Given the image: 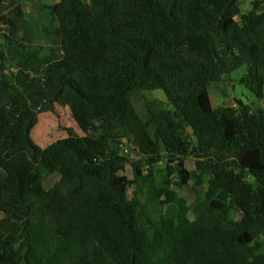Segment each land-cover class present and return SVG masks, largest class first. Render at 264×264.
<instances>
[{
    "label": "trees",
    "instance_id": "1",
    "mask_svg": "<svg viewBox=\"0 0 264 264\" xmlns=\"http://www.w3.org/2000/svg\"><path fill=\"white\" fill-rule=\"evenodd\" d=\"M239 1L58 0L38 8L53 26L0 0V264H264V107L209 97L245 66L239 83L264 98V0ZM55 105L81 132L61 141L81 173L30 136ZM122 136L149 166L132 196ZM189 182L202 197L186 206L170 187Z\"/></svg>",
    "mask_w": 264,
    "mask_h": 264
},
{
    "label": "rangeland",
    "instance_id": "2",
    "mask_svg": "<svg viewBox=\"0 0 264 264\" xmlns=\"http://www.w3.org/2000/svg\"><path fill=\"white\" fill-rule=\"evenodd\" d=\"M57 1L58 0H21V7L24 12V17L35 23L56 26L57 22L55 21L53 22L51 20V16L48 13V11L47 10L39 11L38 8L40 7L41 4H53ZM251 1L252 0L239 1V7L241 9V12L248 9L247 7ZM34 40L36 41L37 48L40 50L49 47L46 41H44L43 38L39 35H36ZM244 72H245V66H240L239 68L231 72L229 76H232L233 78L236 75H243ZM236 80L238 81L237 78ZM143 95L147 98H157L163 101L165 105L170 106L165 94L161 90L145 91L143 92ZM241 101L246 102L244 101V99H242ZM234 102H235L234 99H229V100H225V102L221 105H230L233 104ZM247 102L249 103V101ZM256 103L264 107V100L257 99ZM134 105L141 112V114L144 115L142 100L141 99L136 100L134 102ZM217 105L221 106L220 104ZM66 128H72L77 133L81 134L80 130L76 126V123L72 119L69 109L65 106L55 105L54 111L42 112L37 115V123L31 129L30 136L36 144H38L39 146H41L42 148L48 151L54 152L57 155L60 164L70 167V169L75 172L81 173V166L76 164L71 159L69 152L63 148V145L61 143L62 138H64L67 135ZM185 130L189 132L188 127H186ZM119 142H120L118 144L119 153L127 157L128 159L124 167V170L120 172V176L122 177L123 180L129 182L128 194L132 196L134 191L137 192V184L143 183L141 178L143 175L148 174L149 166L145 164L142 154L139 153L136 150V148L134 149V145L130 139L122 136L119 139ZM134 164H139V169L141 170V176L139 177L136 175V168L134 167ZM166 165L167 162L159 161L152 168L154 173L155 184L157 186L162 185L164 180L167 178L166 175L167 171L165 169ZM185 166L187 169H191L193 167L192 157H188L186 159ZM58 177L59 176L57 173L49 176L44 181V186L45 187L52 186L54 182L58 179ZM83 177H85L86 190L90 192H95L97 186L94 179L88 178L86 176ZM170 179L171 182H177L179 180L176 174L170 176ZM142 189L143 186L141 187V192L138 190V196L141 199H144V197L148 193L146 189L145 190L146 195H144ZM170 189L176 191L177 195L184 200V204L186 206H189L194 201V199L197 198L200 200L202 197L201 194L199 195L193 192V190L191 189V182H189L188 185L182 187L172 185ZM229 210H230V214L234 219H238L240 217L239 211H237L234 207L229 206ZM258 241L261 242L258 251L264 252V236L261 237Z\"/></svg>",
    "mask_w": 264,
    "mask_h": 264
},
{
    "label": "crops",
    "instance_id": "3",
    "mask_svg": "<svg viewBox=\"0 0 264 264\" xmlns=\"http://www.w3.org/2000/svg\"><path fill=\"white\" fill-rule=\"evenodd\" d=\"M242 75H236L224 77V81L211 82L209 85V97L213 106H219L217 104H223L225 100L234 99L244 101H253L256 103L257 98L247 90L243 85L239 84V79ZM238 79V81L236 80ZM212 91V92H211ZM264 100V98L262 99Z\"/></svg>",
    "mask_w": 264,
    "mask_h": 264
}]
</instances>
